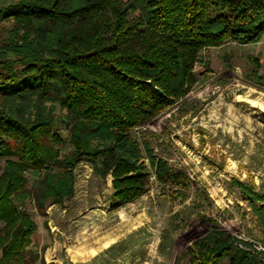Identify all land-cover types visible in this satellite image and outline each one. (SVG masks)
I'll return each instance as SVG.
<instances>
[{
	"label": "trees",
	"instance_id": "obj_1",
	"mask_svg": "<svg viewBox=\"0 0 264 264\" xmlns=\"http://www.w3.org/2000/svg\"><path fill=\"white\" fill-rule=\"evenodd\" d=\"M263 36L264 0L0 4V264L39 258L28 248L36 223L27 205L43 211L72 196L83 157L102 177L112 173L123 200L138 198L149 182L140 146L161 183L188 186L186 174L170 171L132 130L194 88L204 50ZM250 60L246 77L264 85V64ZM254 211L264 230V202ZM183 257L184 264H264V249L213 225Z\"/></svg>",
	"mask_w": 264,
	"mask_h": 264
},
{
	"label": "rangeland",
	"instance_id": "obj_2",
	"mask_svg": "<svg viewBox=\"0 0 264 264\" xmlns=\"http://www.w3.org/2000/svg\"><path fill=\"white\" fill-rule=\"evenodd\" d=\"M250 56L264 64V36L204 50L194 88L132 130L170 171L186 174L188 186L161 183L140 146L149 182L138 198L123 200L112 173L102 177L83 157L72 196L43 211L27 205L36 223L28 248L39 256L32 264H184L187 248L213 225L264 246L254 211L264 202V113L251 100L262 99L264 85L246 77ZM29 176L31 184L36 174Z\"/></svg>",
	"mask_w": 264,
	"mask_h": 264
},
{
	"label": "bare ground",
	"instance_id": "obj_3",
	"mask_svg": "<svg viewBox=\"0 0 264 264\" xmlns=\"http://www.w3.org/2000/svg\"><path fill=\"white\" fill-rule=\"evenodd\" d=\"M258 94L262 97V99H256L255 98V99H251V100H252V102L254 104H257L258 107H260L264 111V93L263 92H261V93L259 92ZM257 98H258V96H257Z\"/></svg>",
	"mask_w": 264,
	"mask_h": 264
},
{
	"label": "built area",
	"instance_id": "obj_4",
	"mask_svg": "<svg viewBox=\"0 0 264 264\" xmlns=\"http://www.w3.org/2000/svg\"><path fill=\"white\" fill-rule=\"evenodd\" d=\"M19 209H23V206L22 205H20V207H19ZM241 247H245V245H243V244H239ZM255 247L256 248H258V249H264V247H263V245H256L255 244ZM246 248V247H245Z\"/></svg>",
	"mask_w": 264,
	"mask_h": 264
},
{
	"label": "water",
	"instance_id": "obj_5",
	"mask_svg": "<svg viewBox=\"0 0 264 264\" xmlns=\"http://www.w3.org/2000/svg\"><path fill=\"white\" fill-rule=\"evenodd\" d=\"M263 113H264V111H263Z\"/></svg>",
	"mask_w": 264,
	"mask_h": 264
}]
</instances>
